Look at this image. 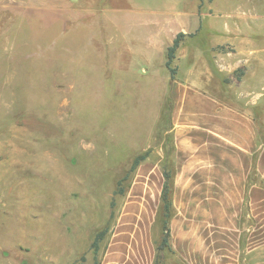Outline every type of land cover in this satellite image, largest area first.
<instances>
[{"label": "rangeland", "instance_id": "1", "mask_svg": "<svg viewBox=\"0 0 264 264\" xmlns=\"http://www.w3.org/2000/svg\"><path fill=\"white\" fill-rule=\"evenodd\" d=\"M198 1L0 0V264H80L82 257L93 264L91 244L106 227L101 264H155L163 172L176 170L182 188L163 264H264V251L253 258L245 249L246 207L236 238L237 226L208 219H234V211L188 206L186 167L179 170L186 163L176 150L187 137L174 135L172 92L192 73L203 78L202 56L210 88L224 102L242 106L250 94L261 101L264 66L237 64L232 47L209 48L234 40L242 21L264 48V0ZM198 6V51L197 38L187 35L172 79L167 50L178 34L169 28L157 45L145 25H181L199 16ZM243 79L254 86L249 95L241 93ZM143 154L146 161L121 185L125 194L115 195Z\"/></svg>", "mask_w": 264, "mask_h": 264}, {"label": "crops", "instance_id": "2", "mask_svg": "<svg viewBox=\"0 0 264 264\" xmlns=\"http://www.w3.org/2000/svg\"><path fill=\"white\" fill-rule=\"evenodd\" d=\"M127 1L130 4L132 2V0ZM187 1L172 0V5L176 3L178 7ZM202 9L203 7L199 9L198 6L199 16L184 20L181 25L172 22L165 26L166 29L164 25H159L158 21L155 29L152 25H145V27L150 29L151 35H155L153 43L157 45L163 43L167 36L166 32L169 33V28L176 34L194 36L197 39L193 48L198 51L199 34L203 29L200 14ZM212 30H214L213 27ZM214 33L219 35L220 32L215 30ZM234 33L237 35L234 40L228 42L219 40L211 45L209 50L222 48V46L232 47L236 50V57L240 59L237 64L254 67V71L256 67H263L264 48H257L255 40L260 37L257 38L251 34L250 23L242 21ZM248 47L249 55L245 52ZM240 53L247 55L246 60L240 58ZM201 59L203 66L208 67L204 57L201 56ZM205 67L202 69L203 78L192 73L185 87H176V90L172 91L176 103V119L179 121L174 126V135H178L181 139L183 136L187 137L185 144L176 145L177 158H183L186 163L182 161L180 167L179 164L177 167L179 170L186 167L187 194L192 196V200L188 201V206L192 209L234 211V216L230 213L226 215L225 212L223 214L226 217L233 216L234 219L230 216L228 220L227 218H212L211 221L209 217L208 219L214 225H223L224 228L228 225L237 226L236 238L240 236V232H243L240 231V226L245 225L243 210L245 207L248 209L247 218L250 221V228L247 229L245 249L251 257L256 258L259 250L264 251V94L261 95V101L257 95L255 98L252 97L249 93L251 90L246 92L245 89H251L254 86L245 84L246 80L243 79L241 93L250 94L252 100L242 106L224 102L215 94L218 92L210 88L211 71ZM259 75V73L252 75L253 83L262 82L263 79ZM257 89V93L263 92V87L258 86ZM182 119L185 122H181ZM173 176L174 214L170 227L171 224L173 226L176 218L175 196L177 197L182 188L177 182L179 176L177 170ZM204 222L203 225H211L208 221ZM186 225L188 226L189 223ZM208 231L209 229L203 230V235L208 234ZM186 233L185 230L182 231V235L185 236ZM186 243L188 244L189 241ZM201 250L204 251L205 247Z\"/></svg>", "mask_w": 264, "mask_h": 264}, {"label": "trees", "instance_id": "3", "mask_svg": "<svg viewBox=\"0 0 264 264\" xmlns=\"http://www.w3.org/2000/svg\"><path fill=\"white\" fill-rule=\"evenodd\" d=\"M187 35L180 33L176 36L174 39L172 45L167 50V62L166 67L171 72L172 79L175 78L176 70L175 68H172V63L174 59L176 58V53L179 50L182 41ZM147 154H143L141 156H138L135 161L133 162L131 169L129 171V174L118 184V190L116 191L115 195L122 196L125 194L124 188L121 187L122 183L126 180H128L130 174H133L136 172L140 164L147 159ZM164 184L163 189L160 197V203L162 204V225H163V235L160 244L157 246V254L155 258V264H163V258L161 255V252L165 249H168L169 251H172V247L170 244L171 239V231H170V221L174 214V209L172 205V190H173V174L171 175L170 171H164ZM115 204L112 202V209L114 208ZM115 215L112 212L111 213V219H114ZM109 233V227H106L99 233H97L94 237V240L91 244V251L93 252L94 256V263L93 264H101L100 260V251H101V244L105 241L107 235ZM80 264H86L85 257H82Z\"/></svg>", "mask_w": 264, "mask_h": 264}]
</instances>
